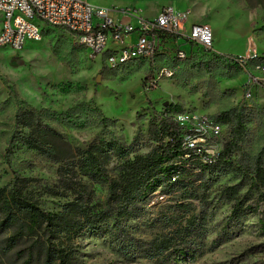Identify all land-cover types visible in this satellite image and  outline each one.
<instances>
[{
  "label": "trees",
  "instance_id": "16d2710c",
  "mask_svg": "<svg viewBox=\"0 0 264 264\" xmlns=\"http://www.w3.org/2000/svg\"><path fill=\"white\" fill-rule=\"evenodd\" d=\"M199 50L203 53L197 64L200 68L218 69L227 62L242 69L233 55ZM192 61L193 55L175 63L189 67ZM251 63L264 65V56ZM230 75V71L220 73L221 77ZM148 80L149 75L145 81ZM10 104H15L17 110L7 141L6 161L14 177L0 188V251L5 255L15 253L20 264H79L78 236L94 233L109 223L112 242L121 256L155 262L187 256L195 260L205 253L206 247L210 184L199 175L208 171L241 177L257 192L258 203H264V145L254 156L242 149L250 124L264 115L256 106L233 108L212 116L227 127V133L221 153L209 163L183 146L178 105L171 104L164 114H156L150 121L148 137L152 149L144 153L135 143L128 144L116 130L117 120L96 106L82 102L63 113L36 108L20 98L15 86L10 87L7 101L0 103V112ZM52 122L72 129L95 128L97 132L91 141L80 146ZM20 149L53 164L55 178L45 181L22 173L13 164ZM25 161L34 167L33 160ZM99 185L107 189L104 199L96 195L94 187ZM158 187L175 204L164 213L166 228L150 241H139L133 235L140 227L139 221H131L140 217L149 195ZM222 191L231 207L229 221H241L250 212L258 211L241 193L240 183L226 184ZM49 197L61 200L55 209L46 207ZM193 200L200 201V210ZM260 221L264 228V219ZM216 243L213 241L210 248Z\"/></svg>",
  "mask_w": 264,
  "mask_h": 264
},
{
  "label": "rangeland",
  "instance_id": "374dc122",
  "mask_svg": "<svg viewBox=\"0 0 264 264\" xmlns=\"http://www.w3.org/2000/svg\"><path fill=\"white\" fill-rule=\"evenodd\" d=\"M87 1L109 9L135 8L146 17L155 16L164 6L186 10L191 15L190 24L211 26L213 49L220 55L264 56V0ZM1 20L0 16V26ZM28 42L21 50L0 48V103L9 98L11 86L17 88L20 98L29 105L58 113L85 102L116 119L118 133L144 153L152 149L148 137L150 121L156 114H164L171 104L178 105L180 114L192 121L245 106H256L264 111V70L251 63L254 59L247 61L244 69L227 62H222L218 69L200 68L197 64L203 53L195 49L189 67L181 64L175 78L163 79L156 88L149 89L145 81L150 75L146 66L136 64L109 69L101 58L90 56L85 47L74 42L63 30L49 29L42 40ZM183 48L190 49V45L185 44ZM204 57L211 59L207 55ZM195 64L198 67H193ZM185 68L192 69L185 72ZM227 71L232 76H220ZM16 110L17 106L10 104L0 112V188L14 177L6 161V148ZM52 124L80 146L91 141L97 132L95 128L72 129L61 123ZM263 145L264 115L250 124L242 149L254 156ZM32 155L33 152L20 149L13 159L14 166H19L22 173L45 181L54 179L56 167ZM28 158L34 161V167L26 165ZM199 176L210 184V206L205 223L208 232L202 256L195 260L187 256L167 262L144 257L128 259L118 253L117 245L112 242L109 223L94 233L78 236L79 264H264V228L260 221L264 219V203H258L255 189L233 173L220 175L208 171ZM236 183L241 184V193L258 207V211L250 212L241 221H229L231 207L223 196L222 186ZM94 188L98 198L106 197L105 186ZM60 201L49 197L46 207L55 209ZM193 202L200 210V201ZM174 204L175 201L161 193L158 187L149 195L140 217L131 221L140 224L133 235L139 241H150L166 228L164 213ZM213 241L217 243L210 248ZM20 263L15 253L5 255L0 251V264Z\"/></svg>",
  "mask_w": 264,
  "mask_h": 264
},
{
  "label": "built area",
  "instance_id": "2783aa9c",
  "mask_svg": "<svg viewBox=\"0 0 264 264\" xmlns=\"http://www.w3.org/2000/svg\"><path fill=\"white\" fill-rule=\"evenodd\" d=\"M0 16V48L21 50L28 41L42 40L48 29L63 30L109 69L146 66L149 89L163 79L175 78L180 69L175 62L191 58L195 49L220 55L213 49L211 26L190 24V12L173 6L146 17L135 8L109 9L87 0H0ZM185 44L190 49L183 48ZM231 57L244 69L257 56ZM256 66L264 70V65ZM177 122L183 130V146L204 162L215 161L227 127L209 116L192 121L179 114Z\"/></svg>",
  "mask_w": 264,
  "mask_h": 264
},
{
  "label": "water",
  "instance_id": "95a60500",
  "mask_svg": "<svg viewBox=\"0 0 264 264\" xmlns=\"http://www.w3.org/2000/svg\"><path fill=\"white\" fill-rule=\"evenodd\" d=\"M100 80V77H98V81Z\"/></svg>",
  "mask_w": 264,
  "mask_h": 264
},
{
  "label": "crops",
  "instance_id": "0c3cea01",
  "mask_svg": "<svg viewBox=\"0 0 264 264\" xmlns=\"http://www.w3.org/2000/svg\"><path fill=\"white\" fill-rule=\"evenodd\" d=\"M158 12H159V11H158ZM157 14H158V13H157ZM157 14H156V15H157Z\"/></svg>",
  "mask_w": 264,
  "mask_h": 264
},
{
  "label": "bare ground",
  "instance_id": "6f19581e",
  "mask_svg": "<svg viewBox=\"0 0 264 264\" xmlns=\"http://www.w3.org/2000/svg\"><path fill=\"white\" fill-rule=\"evenodd\" d=\"M39 41V40H38ZM29 43V42H28Z\"/></svg>",
  "mask_w": 264,
  "mask_h": 264
}]
</instances>
